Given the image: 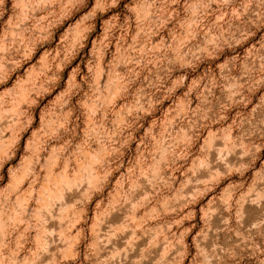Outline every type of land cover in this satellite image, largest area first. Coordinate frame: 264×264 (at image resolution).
Returning a JSON list of instances; mask_svg holds the SVG:
<instances>
[{
	"label": "rangeland",
	"instance_id": "1",
	"mask_svg": "<svg viewBox=\"0 0 264 264\" xmlns=\"http://www.w3.org/2000/svg\"><path fill=\"white\" fill-rule=\"evenodd\" d=\"M0 264H264V0H0Z\"/></svg>",
	"mask_w": 264,
	"mask_h": 264
}]
</instances>
